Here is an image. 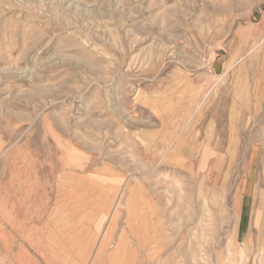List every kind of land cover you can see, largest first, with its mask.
Wrapping results in <instances>:
<instances>
[{
	"label": "rangeland",
	"instance_id": "374dc122",
	"mask_svg": "<svg viewBox=\"0 0 264 264\" xmlns=\"http://www.w3.org/2000/svg\"><path fill=\"white\" fill-rule=\"evenodd\" d=\"M14 258L264 264V0H0Z\"/></svg>",
	"mask_w": 264,
	"mask_h": 264
},
{
	"label": "crops",
	"instance_id": "0c3cea01",
	"mask_svg": "<svg viewBox=\"0 0 264 264\" xmlns=\"http://www.w3.org/2000/svg\"><path fill=\"white\" fill-rule=\"evenodd\" d=\"M42 240H45V241H42ZM39 241H40V245H42V244H45V245H47V239L46 238H44V239H42V238H40L39 239ZM14 263L13 264H16V262H17V259L16 258H14ZM0 264H3V263H1L0 262Z\"/></svg>",
	"mask_w": 264,
	"mask_h": 264
}]
</instances>
